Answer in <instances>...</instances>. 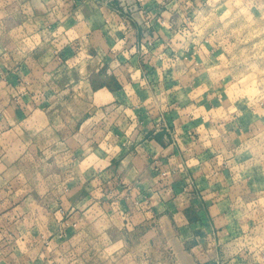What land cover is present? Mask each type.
I'll list each match as a JSON object with an SVG mask.
<instances>
[{"label":"crops","instance_id":"0c3cea01","mask_svg":"<svg viewBox=\"0 0 264 264\" xmlns=\"http://www.w3.org/2000/svg\"><path fill=\"white\" fill-rule=\"evenodd\" d=\"M201 5L0 0V168L49 175L1 186L0 264H256L227 241L221 162L262 112L184 42Z\"/></svg>","mask_w":264,"mask_h":264},{"label":"rangeland","instance_id":"374dc122","mask_svg":"<svg viewBox=\"0 0 264 264\" xmlns=\"http://www.w3.org/2000/svg\"><path fill=\"white\" fill-rule=\"evenodd\" d=\"M188 20L184 42L212 44L221 55L215 69L222 73L216 76L230 72L235 95L257 103L262 112L261 123L250 135L223 150L221 166L228 187L220 195L226 198L227 241L232 249L264 264V9L259 12L245 0H202ZM12 157L0 168V188L16 181L31 187L45 184L49 175L35 172L38 160L26 158L20 171Z\"/></svg>","mask_w":264,"mask_h":264},{"label":"built area","instance_id":"2783aa9c","mask_svg":"<svg viewBox=\"0 0 264 264\" xmlns=\"http://www.w3.org/2000/svg\"><path fill=\"white\" fill-rule=\"evenodd\" d=\"M124 2H122V4H123ZM126 4V3H125ZM130 9V8H129ZM129 11H131V10H129ZM145 36V37H144ZM143 38H146V34H144V35H142V38H140L139 40H138V48H141L142 46V44H141V41L143 40ZM147 39H149V36L147 35ZM136 46H137V43H136Z\"/></svg>","mask_w":264,"mask_h":264},{"label":"bare ground","instance_id":"6f19581e","mask_svg":"<svg viewBox=\"0 0 264 264\" xmlns=\"http://www.w3.org/2000/svg\"><path fill=\"white\" fill-rule=\"evenodd\" d=\"M176 244H177V243H176ZM180 250H181V249H180ZM180 250H179V251H180ZM185 262H186V260H185Z\"/></svg>","mask_w":264,"mask_h":264}]
</instances>
